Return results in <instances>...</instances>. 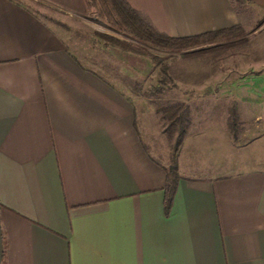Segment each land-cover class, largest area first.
Listing matches in <instances>:
<instances>
[{
  "label": "crops",
  "instance_id": "obj_1",
  "mask_svg": "<svg viewBox=\"0 0 264 264\" xmlns=\"http://www.w3.org/2000/svg\"><path fill=\"white\" fill-rule=\"evenodd\" d=\"M126 1L172 36L240 24L246 5L264 10V0ZM257 69L243 79L262 104ZM138 118L124 89L24 0H0V264H264L263 158L209 176L178 170L165 214L168 166Z\"/></svg>",
  "mask_w": 264,
  "mask_h": 264
},
{
  "label": "rangeland",
  "instance_id": "obj_2",
  "mask_svg": "<svg viewBox=\"0 0 264 264\" xmlns=\"http://www.w3.org/2000/svg\"><path fill=\"white\" fill-rule=\"evenodd\" d=\"M24 1L86 65L124 89L138 123L144 125L142 136L153 157L176 171L208 176L240 169L250 158L264 161V134H258L264 125V102L259 103V90H249L243 79L264 65V10L244 6L241 38L212 39L195 45L199 49L192 53L143 43L151 53L168 54L153 62L148 54L124 50L95 35L97 31L138 41L127 29L113 30L93 6L73 13L39 0ZM217 42H223L221 49L210 48ZM174 101L187 104L188 125L182 135L180 123L166 134L167 121L161 115L162 106Z\"/></svg>",
  "mask_w": 264,
  "mask_h": 264
},
{
  "label": "trees",
  "instance_id": "obj_3",
  "mask_svg": "<svg viewBox=\"0 0 264 264\" xmlns=\"http://www.w3.org/2000/svg\"><path fill=\"white\" fill-rule=\"evenodd\" d=\"M243 0H231L235 7L240 6ZM86 8L94 7L96 12L107 20L113 30H129L138 40L132 42L121 40L102 32H94L104 42L119 46L124 50L136 51L138 53L148 54L153 62H159L167 57L168 54L157 55L149 52L145 44L160 47L164 50L180 49L182 55L186 52H195L199 48H193L195 45H201L212 39L224 38V42L230 39L241 38L243 28L240 24L224 27L217 30L205 31L193 35L172 36L158 31L152 23L137 9L133 8L126 0H84ZM145 43V44H143ZM223 42H217L210 46L212 49H221ZM200 47V46H199ZM162 117L167 121L166 134H172L176 123H180L179 134H184L188 125L187 104L183 101H174L162 106ZM232 117L227 116L228 126L232 125ZM178 173L175 166L166 167L164 190V212L167 214L170 209L173 198Z\"/></svg>",
  "mask_w": 264,
  "mask_h": 264
}]
</instances>
